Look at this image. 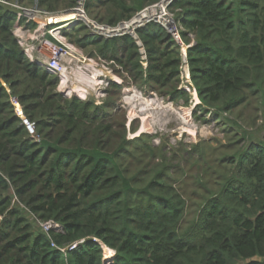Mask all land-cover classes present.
<instances>
[{
  "label": "trees",
  "instance_id": "16d2710c",
  "mask_svg": "<svg viewBox=\"0 0 264 264\" xmlns=\"http://www.w3.org/2000/svg\"><path fill=\"white\" fill-rule=\"evenodd\" d=\"M158 1L85 0L84 11L116 26ZM77 3L0 0V264H107L102 245L115 251L112 264H264V0L173 1L183 45L153 21L136 39L90 34L81 20L54 24L125 83L175 103L190 101L180 87L183 46L197 108L219 118L260 103L261 137L226 118L232 126L222 146L234 148L216 160L224 171L199 176L200 201L169 182L168 158L150 135L128 136L123 83L110 80L99 102L65 97L60 77L26 55L13 31L21 9L12 4L55 14ZM47 222L62 231L43 229Z\"/></svg>",
  "mask_w": 264,
  "mask_h": 264
},
{
  "label": "rangeland",
  "instance_id": "374dc122",
  "mask_svg": "<svg viewBox=\"0 0 264 264\" xmlns=\"http://www.w3.org/2000/svg\"><path fill=\"white\" fill-rule=\"evenodd\" d=\"M12 5L18 6L17 4ZM20 13L26 19L31 18V16L36 18L37 25L34 29L24 27V23H19L21 26L15 23L13 26L14 34L22 42L24 50L35 47L33 52H36L45 34L50 36L47 33L48 29H58L56 22H53L56 25L48 24L49 17L68 14L39 15L31 13L29 10ZM78 18L77 16L75 19L79 21ZM68 21L70 20L65 22ZM61 29H59V34L55 38L70 44L72 50L71 56L65 62L68 73L60 78L57 90L65 97L76 96L83 100L94 99L99 102L104 98V89L110 80L123 83L119 103L125 110L128 136L131 138L146 134L151 136L152 144L161 148L168 158L171 166L169 182L184 196L190 195L188 196L189 200L200 201V196L204 192L202 186L198 185L199 176L209 177V175H212L211 178H215L220 172L224 171L221 170L219 164H216V160H219L225 151H232L234 148L233 145H231L233 146L232 149L222 146L228 143L225 131L230 125V120L235 121L244 131L250 132L253 136H262L263 132L260 128L262 123L259 117L260 103L256 101H252L248 105L241 104L234 114L227 115L226 113L219 118H215L210 112H204L197 108L196 106L200 101L186 77L187 67L183 61L180 70V87L189 93L190 101L188 105H184L182 101L175 103L169 98H163L154 92L145 91L135 84L125 83L122 78L113 73L109 64L89 57L81 49L69 43L62 35ZM39 65L44 67L43 61ZM93 72L97 74L98 80L88 78V74ZM77 87L84 90V97H79L73 91ZM143 125H147L148 128L141 130ZM133 129L135 130L133 131ZM234 129L236 130V128ZM234 140H237V138ZM196 144H200V147L194 150L193 146ZM211 178L209 179L210 183H212ZM191 219L192 216H189L188 220ZM189 221L184 224V227L188 225ZM42 228L44 229L43 226ZM105 247L102 248L106 259L111 251L108 250V247L105 250ZM112 255H114L113 250L110 256Z\"/></svg>",
  "mask_w": 264,
  "mask_h": 264
},
{
  "label": "built area",
  "instance_id": "2783aa9c",
  "mask_svg": "<svg viewBox=\"0 0 264 264\" xmlns=\"http://www.w3.org/2000/svg\"><path fill=\"white\" fill-rule=\"evenodd\" d=\"M175 0H160L157 3H154L150 6L145 7L144 9L140 10L137 12L132 18L129 20L121 21L119 22L116 26H109L106 24L99 23L98 21L90 18L84 11V2L85 0H78L77 7L73 8L71 11L77 12L79 14V20H82L90 34H97L101 35L104 38H111V37H116L120 36L123 34H129L133 36L136 39V29L139 27L144 26L148 22H157L160 25H162L181 45H183L178 28L176 26L175 20L173 18L172 13L169 11V6L173 3ZM21 9V11L24 12V10H29L33 14H43V15H49L52 16V13L39 10L37 7H33L30 9L23 8L20 6H15ZM23 16L21 13H18V20L17 24H19V18ZM50 19V17H49ZM48 19V21H49ZM35 21L36 18L35 16H31V18H27L26 21ZM78 21L77 19L72 20L71 22ZM48 24H55V23H48ZM23 27V26H22ZM24 27L25 24H24ZM49 28V26H48ZM52 29H48L47 33L51 36H46L45 34L44 38L41 40L40 46L37 48L36 52H33L35 50V47H31L30 49H25L27 55L32 61L37 62L38 64H41L43 61L44 67L51 73L61 75V73H64V70L66 69L65 62L68 61L69 57L71 56V45L66 44L64 42H61L55 38L56 35L59 34V29L55 30L52 32ZM58 33V34H56ZM19 40V39H18ZM138 44L140 45V42L137 41ZM19 43L22 45V42L19 41ZM23 46V45H22ZM140 53L142 60L144 61L143 64L145 65V51L142 47H140ZM183 62L185 63V66L187 67V72H186V77L190 81L189 77V71H188V66L186 63V48L183 46ZM31 52V53H30ZM10 101L14 107V111L16 115L21 119V123L25 126L28 135L30 138L38 141L39 136L36 133L35 130V123L31 121L28 117L25 116L23 112L22 105L20 102L15 98L14 96H11ZM45 230L48 229H53L56 231H62V227L60 224L57 223H51L47 222L42 224ZM83 240L73 243L64 249L63 251L66 250H73L77 247L78 244L82 243ZM104 247V245H102ZM107 264H112V259H105Z\"/></svg>",
  "mask_w": 264,
  "mask_h": 264
},
{
  "label": "bare ground",
  "instance_id": "6f19581e",
  "mask_svg": "<svg viewBox=\"0 0 264 264\" xmlns=\"http://www.w3.org/2000/svg\"><path fill=\"white\" fill-rule=\"evenodd\" d=\"M70 12H72V13H70ZM64 13H68V14H62V15H59L58 17H56V16H54V17H51L50 18V20L48 21V22H51V23H53V22H56V23H62V22H65V21H67V20H70V21H68V22H66V23H69V22H71L72 20V18H73V20L75 19V18H77V16L79 17V14H77V12H74V11H68V12H64ZM75 22V21H74ZM64 27V25H62V26H58V29H60V28H63ZM57 30V29H56ZM55 30L53 29L52 30V32H54ZM56 34H58V33H56ZM19 41V40H18ZM21 45V44H20ZM22 46V45H21ZM23 47V46H22ZM186 48V47H185ZM25 53H26V51H25ZM26 55H27V53H26ZM29 58V57H28ZM30 59V58H29ZM31 60V59H30ZM32 61V60H31ZM35 62V61H34ZM37 63V62H36ZM97 72V71H96ZM66 73H68L67 72V67H66V69L64 70V73L62 72L61 73V75L59 76L60 78L61 77H64L63 75H65ZM88 78L89 79H91V80H98V76H97V74L95 73V72H93L92 74H88ZM88 80V79H87ZM191 84V83H190ZM73 91L79 96V97H84L83 96V93H84V90L82 89V88H76V89H73ZM147 125H143L142 126V128H141V130H145V129H147L148 127H146ZM193 130V129H192ZM106 248V247H105ZM105 250H107V248L105 249ZM109 251H111V253H112V250L109 248L108 249ZM110 253V252H109ZM111 253H110V255H111ZM114 253H115V251H114ZM106 255V254H105ZM110 255H108V258L107 259H109V260H113V258H114V255H112V256H110ZM107 257V256H106Z\"/></svg>",
  "mask_w": 264,
  "mask_h": 264
},
{
  "label": "water",
  "instance_id": "95a60500",
  "mask_svg": "<svg viewBox=\"0 0 264 264\" xmlns=\"http://www.w3.org/2000/svg\"><path fill=\"white\" fill-rule=\"evenodd\" d=\"M68 12V11H67Z\"/></svg>",
  "mask_w": 264,
  "mask_h": 264
}]
</instances>
